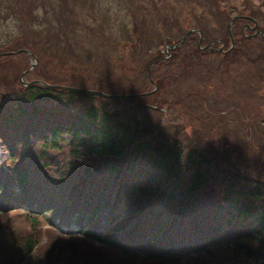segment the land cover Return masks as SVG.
<instances>
[{"label":"trees","instance_id":"trees-1","mask_svg":"<svg viewBox=\"0 0 264 264\" xmlns=\"http://www.w3.org/2000/svg\"><path fill=\"white\" fill-rule=\"evenodd\" d=\"M246 41L240 33L238 46ZM198 51L185 42L151 68L140 90L124 92L154 97L167 66L205 54L206 67L222 69L241 49ZM94 97L39 82L0 87V210L23 209L33 225L15 256L0 247V264H21L37 246L39 220L65 237L46 250L50 264H58L50 258L61 244L72 249L66 264H84L79 240L97 241L128 264H264V184L218 169L176 140L160 141L157 129L122 120Z\"/></svg>","mask_w":264,"mask_h":264},{"label":"rangeland","instance_id":"rangeland-1","mask_svg":"<svg viewBox=\"0 0 264 264\" xmlns=\"http://www.w3.org/2000/svg\"><path fill=\"white\" fill-rule=\"evenodd\" d=\"M235 15L253 17L264 34V0H0V52L32 53L0 57V87L15 91L47 80L111 94L135 92L147 79L148 63L164 53V36L178 38L194 28L202 29L205 39L221 40ZM231 33L240 38L237 22ZM244 45L238 59L222 69L210 62L206 67L205 54L203 61L185 58L179 66H167L171 69L154 97L129 102L96 95L93 102L124 121L142 119L158 130L160 141L176 140L204 153L218 169L264 184V39L257 35ZM245 47L260 55L262 70ZM32 227L23 209L0 210L1 250L15 256ZM37 234L27 264H50L46 250L65 237L42 220ZM78 244L86 264H100L96 259L128 264L97 241ZM53 254L50 261L66 264L72 249L61 244Z\"/></svg>","mask_w":264,"mask_h":264},{"label":"flooded vegetation","instance_id":"flooded-vegetation-1","mask_svg":"<svg viewBox=\"0 0 264 264\" xmlns=\"http://www.w3.org/2000/svg\"><path fill=\"white\" fill-rule=\"evenodd\" d=\"M236 22L240 26V33L247 40L250 38H253L257 35H260L264 39L263 30H260L258 28L257 23L254 26V23L251 20L244 19L242 17H238L233 21L232 26ZM191 29H193V31L191 33H189L185 38H183L182 36L185 34L186 31L182 34V36H180L178 38L177 37L171 38V37L164 36V38H163L164 39L163 40V42H164V53L162 55L158 56L156 59H154L153 60L154 62L148 63V67L146 70V74L148 77H149V73L151 71V68L157 62H163L165 59H167V57H169V56L172 57L173 53L171 51L173 49L182 48L183 45L185 44V42H193L194 46H196V48L199 49L198 52H202V53H206V52L208 53L209 52L210 55H213V54H215L214 50H216V53H220L224 56L228 55L229 53H234V49L237 47L242 49V47L245 46L244 45L245 43H244L239 47L238 46V39L235 36H233L232 33H231L232 40H233L232 43H231V38L229 37V34L227 33V36H228L227 38L230 41L229 45L227 46L225 38H223L221 40H220V38L208 40V39L204 38V32L202 29H198L199 31L194 29V28H191ZM227 30H228V28H227ZM200 36H201V41H200ZM187 38H189V40ZM167 48H169V50H167ZM245 49L248 51L247 47H245ZM247 51H246V53H247ZM155 88H156V86H155Z\"/></svg>","mask_w":264,"mask_h":264},{"label":"water","instance_id":"water-1","mask_svg":"<svg viewBox=\"0 0 264 264\" xmlns=\"http://www.w3.org/2000/svg\"><path fill=\"white\" fill-rule=\"evenodd\" d=\"M238 17H242L244 19L251 20L254 23V26L257 23L256 20L253 17L248 16V15H235V16H233L229 20V22H227L228 34H229V37L231 38V43L233 42L232 36H231V26H232L233 21L236 18H238ZM192 31H193V29L187 30L182 37L185 38ZM200 41H201V36H200ZM17 52H26L28 54H32L30 52V50H27V49H19V50H16V51H4V52H0V55H8L10 53L11 54H14V53H17ZM33 57L36 60V56L33 55ZM152 62H154V61H152ZM32 66H33V64H31V66H29V67L31 68ZM38 82L41 83V84H43V85H46V86L48 85V86H52V87L59 88V89L70 90V91H75V92H82V93H89V94L99 95V96L108 97V98L111 97V98H117V99H132V98H135V97H137V96H139V95L142 94V93L111 94V93H106V92H103V91H100V90H94V89H88V88L65 86V85H61V84H52V85H49V84H47V83H45L43 81H39V80H38ZM24 84H27V83L24 82ZM151 91H153V90H151ZM149 93L150 92H146V94H149Z\"/></svg>","mask_w":264,"mask_h":264},{"label":"bare ground","instance_id":"bare-ground-1","mask_svg":"<svg viewBox=\"0 0 264 264\" xmlns=\"http://www.w3.org/2000/svg\"><path fill=\"white\" fill-rule=\"evenodd\" d=\"M154 89H155V86H154ZM154 89H153V90H154ZM35 246H36V245H35ZM35 246H34V247H35ZM31 250H32V249H31Z\"/></svg>","mask_w":264,"mask_h":264}]
</instances>
